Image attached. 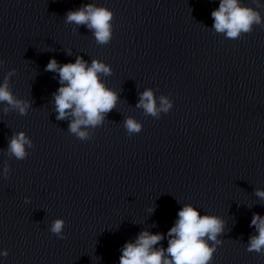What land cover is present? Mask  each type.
<instances>
[{
	"label": "clouds",
	"instance_id": "clouds-1",
	"mask_svg": "<svg viewBox=\"0 0 264 264\" xmlns=\"http://www.w3.org/2000/svg\"><path fill=\"white\" fill-rule=\"evenodd\" d=\"M253 3H257V0H253ZM258 7L260 5L257 3ZM211 16L214 32L223 34L228 39H239L250 33L254 25L264 24L261 13L256 8L243 4L241 0H219V6L211 12ZM113 20L114 13L109 8L93 3L69 10L65 16L66 24L85 26L100 45L111 42ZM45 70L58 73L59 76L60 87L53 94L57 119L72 117L69 132L81 140L90 139L87 129L101 125L105 116L116 107L118 94L100 79L101 74L111 75V66L97 59H93L89 65L82 57L77 56L74 63L59 64L56 59H50ZM15 71L13 69L9 72L0 84V104L6 105L5 113L11 108L26 115L31 107L30 103L16 98L9 88V78ZM137 107L142 108L146 115L159 118L161 113L167 114L172 109L173 102L161 96L157 104L153 90L146 89L140 94ZM124 127L131 136L141 132L142 123L128 117L124 121ZM32 146L33 142L28 135L20 131L11 136L6 152L17 160H23L28 156L26 148ZM4 173L7 177V166L4 167ZM255 194L264 200V191L257 189ZM177 216L175 224L166 234L167 248L157 247L165 239L164 234L144 230L134 242L124 244L119 264H210L217 246L222 243L218 237L224 233L223 219L215 215H201L192 204H185ZM251 226H254L256 234L249 237L247 251L264 254V216L254 214ZM64 227L65 221L57 218L52 222L50 231L64 239ZM0 255L6 257L7 250Z\"/></svg>",
	"mask_w": 264,
	"mask_h": 264
}]
</instances>
